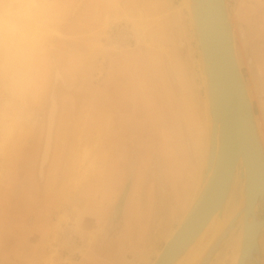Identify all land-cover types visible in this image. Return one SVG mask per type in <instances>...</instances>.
<instances>
[{"label":"rangeland","instance_id":"374dc122","mask_svg":"<svg viewBox=\"0 0 264 264\" xmlns=\"http://www.w3.org/2000/svg\"><path fill=\"white\" fill-rule=\"evenodd\" d=\"M183 1L94 0L99 9L92 13L89 0H54L56 12L62 15L53 26L33 87L21 95L13 93L0 63V128L9 113L22 129L16 130L4 156L0 153V264H94L95 252L115 253L116 260L108 264L153 262L188 207L203 163L199 139L207 140L199 52ZM227 1L241 67L264 137L253 39L240 17L245 0ZM111 20H117L113 27ZM240 26L246 37L240 34ZM122 68L125 74L120 73ZM55 71V77L62 78L55 79ZM51 89L58 100L57 105L51 96L53 120L57 110L54 141L49 161L41 157V169L47 164L40 178L37 169ZM141 103L143 111L138 112ZM99 129L101 140L93 136ZM83 147L92 152L91 162L89 156L85 160L91 168L85 181L74 187L79 164L75 157ZM119 156L128 161L124 173L115 164ZM135 180L144 205L151 188L153 216H148L147 208L143 216L136 213ZM126 185L122 215L113 217ZM105 197L114 199L108 210L100 200ZM61 212L68 214V220L60 218ZM162 212L165 220L157 226L154 217ZM126 218L131 222L129 231ZM96 224H102L103 230L89 242L85 230ZM137 226L146 230L137 233ZM137 241H142V248ZM233 243L221 264H231L236 252ZM201 249L191 252L186 264H192Z\"/></svg>","mask_w":264,"mask_h":264},{"label":"water","instance_id":"95a60500","mask_svg":"<svg viewBox=\"0 0 264 264\" xmlns=\"http://www.w3.org/2000/svg\"><path fill=\"white\" fill-rule=\"evenodd\" d=\"M184 3L197 43L208 106L207 144L192 199L151 264H186L199 246L202 249L192 264H221L237 236L231 264H264V137L237 52L228 1ZM174 22L184 45L177 19ZM242 29L240 26L245 37ZM128 188L126 185L113 217L122 215ZM163 213L154 217L157 226L165 220ZM222 219L221 229L209 230Z\"/></svg>","mask_w":264,"mask_h":264},{"label":"clouds","instance_id":"9594fccd","mask_svg":"<svg viewBox=\"0 0 264 264\" xmlns=\"http://www.w3.org/2000/svg\"><path fill=\"white\" fill-rule=\"evenodd\" d=\"M51 0H16L0 13V63L12 88L24 93L36 78L54 30Z\"/></svg>","mask_w":264,"mask_h":264},{"label":"crops","instance_id":"0c3cea01","mask_svg":"<svg viewBox=\"0 0 264 264\" xmlns=\"http://www.w3.org/2000/svg\"><path fill=\"white\" fill-rule=\"evenodd\" d=\"M88 8L93 13L94 11L98 10L97 8H99V7L98 6L95 7L94 0H89ZM240 17H241V20L246 25L247 34L251 35L252 39H253V43H252L253 60L255 63V70L257 72L258 89H259L258 92L260 95L261 108L264 111V0H245V2L243 3L242 9H241ZM121 72H122V74H125V72H126L125 68L120 69V73ZM117 92L118 91L116 90V93ZM125 94L129 95L128 90L125 91ZM113 109H115V108L113 107ZM118 111H120V110H118ZM142 111H143V103H141V105H139L138 112H142ZM189 116H188L189 118L192 117L191 114ZM141 120H143V118ZM189 120L190 119H188V121ZM142 122L143 121H141V123ZM189 125H192V122H190ZM148 144H149V141H148ZM162 145H164V142H162ZM164 146H166V145H164ZM147 147H150V146L148 145ZM158 147H161V143L160 144L158 143ZM116 148H117V146H116ZM119 148L122 150L121 146L118 147L117 149L120 150ZM125 157H126V155H125ZM125 157H120V156L116 157V162H115V164L117 166V170H119V171L121 170L123 173H124L125 169L127 168V162H128ZM148 166H147V168H148ZM145 172L142 171V174ZM115 174H116V171H115ZM138 183L139 182L137 180H135V182L133 184V192L135 193V195L140 191V188L138 187ZM135 198H136V200H135L133 207H135L136 213H138V211H139L138 215L143 216L145 214L144 209L147 208L146 210H147L148 216H153L154 200L152 201L151 188L149 189V196L145 202V205L143 204L144 202H140V200L138 199L139 198L138 194ZM100 200H102V202L104 203L103 209L106 208L105 210H108V208H110L112 206V202H114L113 201L114 199H111L108 201L107 197H105L104 199L102 198ZM164 202H165V206H166V202H167L166 198H165ZM130 203H131V200L129 202V205L132 206V204H130ZM130 208H131V210H133L132 207H130ZM165 209H166V207H165ZM126 212H127V216H129L131 211L129 212V209H127ZM101 217H103V216H101ZM142 223H143V221H142ZM143 224L146 225L148 223L145 222ZM130 227H131V222L128 221L126 218L125 230L129 231ZM137 227H138L137 233L140 230H146V229H141L140 226H137ZM121 232H122V230H121ZM145 233H146V231L143 232L142 237L140 239H144ZM148 238H150V236H148ZM132 239L134 240L135 238H132ZM110 242H112V241H110ZM137 242H138L137 246L142 248L143 247L142 241L141 242L137 241ZM110 244L111 243H108L107 246H109ZM93 254H94V256H92L93 257L92 260H93L94 264H108L109 261L112 262L115 259V253H100L99 254V253L95 252Z\"/></svg>","mask_w":264,"mask_h":264},{"label":"bare ground","instance_id":"6f19581e","mask_svg":"<svg viewBox=\"0 0 264 264\" xmlns=\"http://www.w3.org/2000/svg\"><path fill=\"white\" fill-rule=\"evenodd\" d=\"M11 1V0H10ZM12 1H14V0H12ZM51 2L53 3V4H55L54 3V0H51ZM184 2V1H183ZM3 3V6H5V4H8L7 3V1L6 2H4V1H2L0 4H2ZM9 4H10V2H9ZM66 4V3H65ZM110 4H111V2H110ZM3 8V7H2ZM97 9H99V8H97ZM4 11V10H3ZM3 11H0V13H3ZM105 11V10H104ZM61 15H62V12H56V16H55V20H54V25H56V23H57V21L60 19V17H61ZM101 15V14H100ZM103 17V16H102ZM117 21V20H116ZM116 21L114 22L113 20H111V21H109V23H110V27L112 26L113 27V25H114V23H116ZM101 24V23H100ZM116 25V24H115ZM100 26V25H99ZM106 26V25H105ZM54 27H56V26H54ZM234 28V27H233ZM242 31H243V33L244 34H246L245 33V31H244V29H242ZM141 34V33H140ZM241 34V33H240ZM245 37H246V35H244ZM114 43V42H113ZM50 60V59H49ZM46 61V60H45ZM35 81V80H34ZM34 81H33V83L30 85V87L27 89V91H29V89H31L32 87H33V84H34ZM12 91H13V93H15V94H19V95H21L22 93L21 92H19V91H17V90H15V89H13L12 88ZM26 91V92H27ZM188 103V102H187ZM206 103H207V100H204V112H205V114H206V116H205V123H207V105H206ZM54 108H55V102H54V100H53V103H52V105H51V108L49 109L50 111H49V113H48V118H47V121H48V125H47V132H46V139H45V141H44V146H43V150H42V161L44 162V161H46V159H48L49 158V150H50V142H51V134H52V125H53V116H54ZM7 115V118H6V120L4 121V123H2V125H1V127L2 128H0V135H1V139H0V153H3V156H4V152H6L5 150L6 149H8L7 147H8V145L10 144L9 142L11 141V138L14 136V134L16 133V130H22L21 128H19L18 126H19V124H18V122H17V119H16V117L14 116V115H12V114H9V113H7L6 114ZM22 119V118H21ZM25 119H26V117H25ZM21 121V120H20ZM259 121V120H258ZM208 124V123H207ZM260 124V123H259ZM23 131H24V133H26L25 132V130L23 129ZM82 131V130H81ZM81 131H80V133H81ZM206 132V131H205ZM205 132H203V137H204V140H206V138H207V135H206V133ZM25 135V134H24ZM97 136L96 138L98 139V140H101V131H100V129L99 130H96L94 133H93V136ZM202 139H199V145L201 144V146H200V148L201 149H203V153L201 154V155H203V162H204V159H205V151H206V142L205 141H203ZM81 142V141H80ZM93 142H96V141H93ZM205 143V144H204ZM81 146V145H80ZM79 147V146H78ZM93 147H95V146H93ZM97 148V147H96ZM79 150V149H78ZM92 150H93V148H92ZM96 151H97V149H96ZM107 152V151H106ZM95 153V152H94ZM108 153V152H107ZM90 154H92V152L90 151V148H88V147H83L82 148V150L76 155V157H75V159L77 160V158H79V164H78V167H77V169H76V175L74 176V187L75 186H78L80 183H82V182H84L85 181V177L87 176V173H88V169H90V168H88V166L86 167L85 165V163H86V159H87V157L90 155ZM2 156V157H3ZM91 156H93V155H91ZM95 158V157H94ZM92 159V158H91ZM94 160V159H93ZM88 161H90V156H89V160ZM95 161V160H94ZM91 162V161H90ZM202 163V162H201ZM105 164V163H104ZM203 164V163H202ZM55 165H57V162L55 163ZM89 166H91V164L89 165ZM101 168V167H100ZM92 169H93V172L96 170V167H95V164H94V168L92 167ZM91 169V170H92ZM99 169V167H97V170ZM102 169V168H101ZM100 171V170H99ZM103 171V170H102ZM90 172V171H89ZM96 172V171H95ZM90 174V173H89ZM92 174V173H91ZM50 177V176H49ZM88 179V178H87ZM71 180V179H70ZM72 181V180H71ZM195 190V189H194ZM193 190V191H194ZM101 191H104V190H101ZM192 196H193V194L191 195V196H189L190 198H189V200L187 199V203L189 204L190 203V201H191V199H192ZM68 214L66 213V212H61V214H60V218L62 219V220H68ZM225 224V220H221V221H216V222H213L212 223V227H210L209 228V230H213V231H215V230H219V229H221L222 227H223V225ZM101 229H102V224H96L95 226H91L90 228H88V229H86L85 230V232H86V235H87V241H89V242H92V241H94L95 239H96V237H97V235L100 233V231H101ZM103 230V229H102ZM173 231H174V229H173ZM173 231H171V233L173 232ZM171 235V234H170ZM236 239V242H235V244H234V248L235 249H237V246H238V241H239V236H237V238H235ZM200 243V242H199ZM201 246H199V248H200ZM85 248V247H84ZM198 248V249H199ZM55 249V248H54ZM87 249V248H86ZM193 252V251H192ZM53 253V252H52ZM236 253V252H235ZM232 254V253H231ZM230 254V255H231ZM232 256V255H231ZM234 257H235V255H234ZM234 257H233V259H234ZM224 259H225V257H224ZM230 260V259H229ZM231 260H232V257H231ZM235 260H236V258H235ZM60 261V260H59ZM63 261H65L64 259H63ZM233 261V260H232ZM223 262V261H222ZM61 263V262H60Z\"/></svg>","mask_w":264,"mask_h":264},{"label":"flooded vegetation","instance_id":"af4514ba","mask_svg":"<svg viewBox=\"0 0 264 264\" xmlns=\"http://www.w3.org/2000/svg\"><path fill=\"white\" fill-rule=\"evenodd\" d=\"M56 69H59V68H56ZM55 69V70H56ZM55 74H56V71H55V73H54V77H55ZM57 78H62V76L61 77H55V79H57ZM52 95H54V98L56 99V101H57V105H58V100H57V98H56V92H55V90L54 89H51V91H50V94H49V100H50V102H49V106H48V109H47V115H48V113H49V109H50V107H51V104H52V102H51V96ZM57 109H58V106H57ZM47 115H46V118H47ZM56 116H57V110H56V114H55V120H54V124H53V128H52V140H51V149H50V157H51V152H52V148H53V141H54V127H55V123H56ZM48 123V121H47V119H46V126H45V132H44V140H43V144H42V147H41V153H40V157H39V163H38V169H37V171H38V175H39V177L40 178H42L44 175V172H45V165L47 164V162L49 161V159H50V157L48 158V160H47V162H45L44 164H43V166H42V169H41V157H42V150H43V146H44V141H45V139H46V132H47V124ZM42 170V171H41Z\"/></svg>","mask_w":264,"mask_h":264}]
</instances>
